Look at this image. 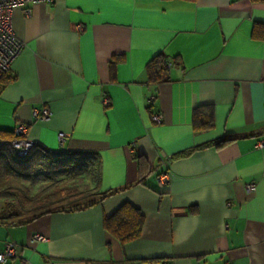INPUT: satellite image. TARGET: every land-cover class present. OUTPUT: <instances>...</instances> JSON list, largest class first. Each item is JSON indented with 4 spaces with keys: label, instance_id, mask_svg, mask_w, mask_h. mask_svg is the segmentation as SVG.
Segmentation results:
<instances>
[{
    "label": "crops",
    "instance_id": "1",
    "mask_svg": "<svg viewBox=\"0 0 264 264\" xmlns=\"http://www.w3.org/2000/svg\"><path fill=\"white\" fill-rule=\"evenodd\" d=\"M11 17L23 48L0 88V131L24 124L50 151L96 153L97 194L110 195L0 222V253L16 246L0 264H264V3L60 0ZM156 56L168 65L159 83L146 74ZM196 110L211 128L194 129ZM123 204L143 216L125 244L104 226Z\"/></svg>",
    "mask_w": 264,
    "mask_h": 264
},
{
    "label": "trees",
    "instance_id": "2",
    "mask_svg": "<svg viewBox=\"0 0 264 264\" xmlns=\"http://www.w3.org/2000/svg\"><path fill=\"white\" fill-rule=\"evenodd\" d=\"M264 3V0H251ZM167 60L156 56L146 66L150 82H163L167 76ZM11 82L8 76L0 79V88ZM205 114L194 111L192 124L196 130L213 125L210 110ZM12 132L0 131V222L26 224L50 213L81 210L110 194H97L101 184V160L96 153L53 152L32 144L24 156L11 146ZM217 142L215 148L230 143ZM138 165L144 159L137 156ZM141 170V167L140 169ZM143 184L142 178L138 181ZM143 216L129 204H123L104 226L121 244L136 240L141 231Z\"/></svg>",
    "mask_w": 264,
    "mask_h": 264
},
{
    "label": "built area",
    "instance_id": "3",
    "mask_svg": "<svg viewBox=\"0 0 264 264\" xmlns=\"http://www.w3.org/2000/svg\"><path fill=\"white\" fill-rule=\"evenodd\" d=\"M56 1L60 0H0V79L8 76L11 71V66L17 56L20 54L23 45L16 38L13 26H12V11L14 9H20L25 15L29 16L31 13V7L36 4L51 5ZM62 1V0H61ZM78 31L81 30L80 26H77ZM32 116L37 121H44L50 116V111L43 108L39 111L35 110L32 112ZM152 121L155 124L161 123V116L156 115L152 117ZM26 126L24 124H18L13 129L15 139L11 142V146L19 156H24L32 146V142L25 138ZM65 134L58 135V142L60 144L65 140ZM257 148L264 147V142L260 141L257 143ZM158 180L161 184H167L169 176L162 174ZM247 192H254L255 186L248 184L245 187ZM47 239L41 235L35 234L31 238V242L44 243ZM16 256V246L13 243H6L3 252L0 253V263H3L8 258Z\"/></svg>",
    "mask_w": 264,
    "mask_h": 264
},
{
    "label": "rangeland",
    "instance_id": "4",
    "mask_svg": "<svg viewBox=\"0 0 264 264\" xmlns=\"http://www.w3.org/2000/svg\"><path fill=\"white\" fill-rule=\"evenodd\" d=\"M2 206H3V204L0 202V209H1Z\"/></svg>",
    "mask_w": 264,
    "mask_h": 264
}]
</instances>
